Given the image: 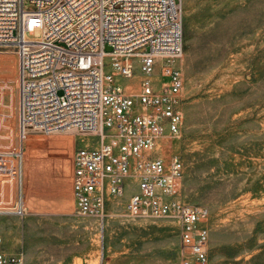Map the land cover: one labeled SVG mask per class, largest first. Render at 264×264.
<instances>
[{
    "label": "rangeland",
    "instance_id": "obj_1",
    "mask_svg": "<svg viewBox=\"0 0 264 264\" xmlns=\"http://www.w3.org/2000/svg\"><path fill=\"white\" fill-rule=\"evenodd\" d=\"M179 5L183 124L180 136L164 138L172 146L163 158L184 161L180 200L207 212L209 264H264V0ZM24 8L37 9L28 0ZM0 114V150H23L20 179L0 184L1 250L24 264H181L179 221L131 216L134 185L111 200L104 217L75 214L72 158L87 139L35 129L19 139L12 56H0ZM20 202L23 214L15 209Z\"/></svg>",
    "mask_w": 264,
    "mask_h": 264
},
{
    "label": "built area",
    "instance_id": "obj_2",
    "mask_svg": "<svg viewBox=\"0 0 264 264\" xmlns=\"http://www.w3.org/2000/svg\"><path fill=\"white\" fill-rule=\"evenodd\" d=\"M25 1L0 0V56L18 68L19 139L29 129L79 132L87 143L72 158L75 214L104 217L134 185L127 212L178 220L181 264H209L207 212L180 200L184 161L156 149L182 131L179 0H28L34 11ZM36 29L42 37H31ZM22 168L21 145L0 150V184L12 186ZM15 209L23 214L21 202ZM0 264L24 261L0 249Z\"/></svg>",
    "mask_w": 264,
    "mask_h": 264
},
{
    "label": "bare ground",
    "instance_id": "obj_3",
    "mask_svg": "<svg viewBox=\"0 0 264 264\" xmlns=\"http://www.w3.org/2000/svg\"><path fill=\"white\" fill-rule=\"evenodd\" d=\"M154 80H156V79H154ZM133 89H134V91L136 90V86H134V87H132ZM27 132H28V130H27ZM27 132H25V134L27 133ZM24 134V135H25ZM172 146V143L171 142H168L166 139H164V138H162V139H160L159 140V142H158V145H157V150L158 151H161V153H162V156L163 157H165V158H167L168 156H170V155H167V151L170 149V147ZM4 187V186H3ZM2 188V187H1ZM5 190H7L6 188H5ZM1 193V192H0ZM72 193V192H71ZM6 195V194H5ZM10 195V194H9ZM23 207V206H22ZM74 228V227H73ZM76 228V227H75ZM84 228V227H83ZM85 232V231H84ZM99 243V242H98ZM85 245V244H84ZM83 245V246H84ZM82 246V247H83ZM64 253V252H63ZM94 253V252H93ZM93 253H91V254H93ZM99 253V252H98ZM66 257V256H65ZM99 257V256H98ZM56 258V257H55ZM80 258V257H79ZM97 258V257H96ZM80 260V259H79ZM98 260V259H97ZM82 261V260H81ZM93 261V260H92ZM83 262V261H82ZM78 264V263H77ZM80 264V263H79Z\"/></svg>",
    "mask_w": 264,
    "mask_h": 264
}]
</instances>
